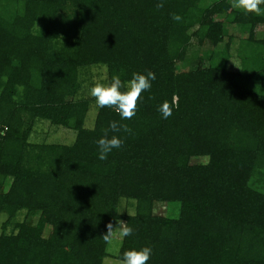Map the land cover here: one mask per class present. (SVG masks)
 Instances as JSON below:
<instances>
[{"label": "trees", "instance_id": "16d2710c", "mask_svg": "<svg viewBox=\"0 0 264 264\" xmlns=\"http://www.w3.org/2000/svg\"><path fill=\"white\" fill-rule=\"evenodd\" d=\"M158 2L0 0V264H102L115 221L133 229L119 260L150 247L148 264H264V15L231 0ZM194 38L211 48L226 38L224 50L179 70ZM93 65L122 81L155 73L132 119L98 107L84 126L92 98L77 95L80 72ZM165 100L167 119L157 110ZM37 119L74 140L29 142ZM114 120L132 134L119 133L123 146L100 160L95 141ZM120 199L134 213L120 212Z\"/></svg>", "mask_w": 264, "mask_h": 264}, {"label": "clouds", "instance_id": "9594fccd", "mask_svg": "<svg viewBox=\"0 0 264 264\" xmlns=\"http://www.w3.org/2000/svg\"><path fill=\"white\" fill-rule=\"evenodd\" d=\"M264 0H231V7L241 10L247 14L264 15ZM157 10L164 7L163 0L155 5ZM171 18L180 22L182 17L177 13H171ZM156 79L153 71L147 70L144 73L133 72L131 78L122 81L120 74H113L106 81H96L89 89V94L95 99L99 108H111L120 116L121 120H130L136 115L137 105L141 94L152 87V81ZM151 98V97H150ZM164 119L172 115V105L167 100L163 101L157 109ZM132 134V129L127 124L120 121H110L108 127L102 129L103 135L95 141L98 151V159L106 160L113 149H119L123 146L124 140L120 138L119 133ZM107 232L102 236L103 240L111 243L113 232L119 230L122 237L132 235L133 229L126 223L120 222L119 227L113 229L112 223L106 225ZM152 255L150 247H143L139 250L130 249L122 254L120 264H148Z\"/></svg>", "mask_w": 264, "mask_h": 264}, {"label": "rangeland", "instance_id": "374dc122", "mask_svg": "<svg viewBox=\"0 0 264 264\" xmlns=\"http://www.w3.org/2000/svg\"><path fill=\"white\" fill-rule=\"evenodd\" d=\"M210 1V0H209ZM228 34L233 35L235 38H238L242 35H244L239 27H236L234 25H226ZM264 26L258 25L256 26V31L263 32ZM226 41V38L223 40V42L219 43L217 46L211 48L210 44L208 42H203L202 44H199L197 40L194 38L191 40L189 47L185 53L184 60L177 61V66L179 67V70H188L191 67L195 66L196 63V54L201 55L202 53H205L206 51L214 50L215 54H220L224 47V42ZM235 44V43H234ZM230 52H228L227 59H226V67L231 69H237L239 68V61L234 55L233 49L235 48V45H232L230 47ZM204 62H207L206 60ZM80 78L83 79L82 81V88L78 92V96L86 97V98H92L89 110L87 112V115L85 117L84 126L87 128H91L94 124V118L96 115V112L98 110V106L95 103V99L90 96L89 89L96 81H106L107 79V72L105 67L103 66H88L81 70L80 72ZM28 121V120H26ZM26 126V125H25ZM75 138V131L69 128H65L60 125H53L50 124L49 121L44 119H37L34 121L31 132L28 136V141L31 143H61V144H70ZM9 184V181H6L2 189L4 190ZM162 207V208H160ZM160 211L166 212V207L162 204L159 206ZM135 210V202L132 200H126V199H120L119 202V211L122 213H134ZM159 211V209H158ZM24 218V212H20L17 214V216L6 226L5 232H9L11 230V227L13 226L14 221H22ZM37 219V216L35 215L28 221L32 225L35 224V221ZM7 221V214L2 213L0 214V232L2 231V225L3 223ZM121 221H115L113 224V229L119 227V223ZM49 229L47 228L45 230L44 234H47ZM122 241V236L119 233V230H116L113 232L112 241L111 243H107V253L109 254L106 256L102 264H120L119 259L114 258V255L118 252L120 245Z\"/></svg>", "mask_w": 264, "mask_h": 264}]
</instances>
